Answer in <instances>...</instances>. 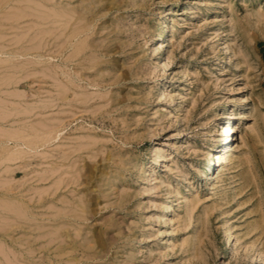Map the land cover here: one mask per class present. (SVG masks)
Listing matches in <instances>:
<instances>
[{
  "label": "rangeland",
  "instance_id": "rangeland-1",
  "mask_svg": "<svg viewBox=\"0 0 264 264\" xmlns=\"http://www.w3.org/2000/svg\"><path fill=\"white\" fill-rule=\"evenodd\" d=\"M0 1V264H264V0Z\"/></svg>",
  "mask_w": 264,
  "mask_h": 264
},
{
  "label": "bare ground",
  "instance_id": "bare-ground-1",
  "mask_svg": "<svg viewBox=\"0 0 264 264\" xmlns=\"http://www.w3.org/2000/svg\"><path fill=\"white\" fill-rule=\"evenodd\" d=\"M1 2V1H0ZM55 16V15H54ZM56 21L58 22V30L60 32L61 35H66L67 30L69 28H71V15L67 14V13H59L57 16ZM85 20V19H84ZM85 23H87V20L85 21ZM81 27H84V25H82ZM80 27V29H81ZM79 29L77 28H73V32H77ZM88 45L83 42V44L81 45V49L87 47ZM0 63H4V61L0 60ZM232 115L228 114L226 115H220L218 117V119L220 120V122L217 123V125L215 126V132H216V139L214 144L210 147V149L207 151V156H206V163L203 165V170H200L198 172V175L200 177L205 176V175H210L212 176L215 172V167L220 166L224 160V157L226 155H229L232 149V140H233V135H234V128H233V123L232 122ZM223 135V136H222ZM219 136V137H218ZM222 136V138L220 137ZM225 139V140H224ZM229 140H231V142H229ZM220 142H221V146H220ZM20 155V154H18ZM161 159H163V155H160ZM6 207H8L12 210V209H17V210H22L21 206H17V204H13V202H9L7 200H4L3 203ZM10 211V210H9ZM14 211V210H12ZM11 211V212H12ZM71 211H75L78 214H85L86 213V205L81 201L80 203L77 204L75 210H71ZM16 212V210H15ZM23 213V210L20 211ZM17 214H20L19 217H22V213H19L18 211L16 212ZM25 215V214H24ZM24 215L22 218H24ZM18 216V215H17ZM80 231V228H77ZM74 230V229H73ZM76 230V232H79ZM67 235H69V231H66ZM50 235H55L57 238H60L62 236V234L60 233V229H54ZM69 261H76V258H74L73 256L68 257Z\"/></svg>",
  "mask_w": 264,
  "mask_h": 264
}]
</instances>
